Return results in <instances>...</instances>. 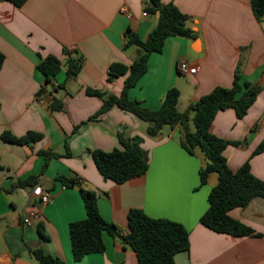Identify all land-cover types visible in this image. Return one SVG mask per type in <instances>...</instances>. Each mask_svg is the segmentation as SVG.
Listing matches in <instances>:
<instances>
[{
	"label": "crops",
	"instance_id": "1",
	"mask_svg": "<svg viewBox=\"0 0 264 264\" xmlns=\"http://www.w3.org/2000/svg\"><path fill=\"white\" fill-rule=\"evenodd\" d=\"M150 1L28 0L18 8L0 0V51L5 56L0 70V264H37L29 252L35 247L66 264H138L136 253L122 238L108 234H104V253L73 259L69 224L85 219L86 211L79 191L63 187L58 181L61 176H78L83 188L95 191L101 216L115 224L121 236L129 234L131 209L182 224L189 232L190 248L175 256L176 264H264V197L229 212L263 234L260 237L219 234L203 226L200 218L209 207L208 196L218 184V174L211 173L201 185L200 172L207 159L200 150L189 154L181 146L182 126H165L152 138L144 121L117 106L87 122L103 105V99L87 94V89L119 96L127 75L109 81L110 66L131 65L145 53L127 44L126 32L130 29L141 40L148 39L160 17L159 12L143 15ZM161 2L173 3L187 15V26L197 37L167 38L162 52L150 55L147 73L129 89L128 97L158 109L167 91L177 87L178 109L185 112L214 88H231L239 70L242 83L262 89L243 118L231 108L220 111L211 132L242 143L224 151L232 171L250 159L253 174L264 182V151L252 156L264 142V15L256 18L251 0ZM64 49L82 60L78 75L67 81L69 57ZM48 56L59 58L62 66L47 92L39 95L45 77L37 66ZM181 60L198 66L186 83L178 77ZM64 82V90L54 89ZM54 99L62 102L61 110L51 108ZM192 117L191 113L187 122L190 131ZM4 131L17 137L32 131L43 138L19 145L3 141ZM119 133L142 137L149 155L146 174L121 184L99 173L90 152L118 148ZM40 151L59 157L44 168ZM29 176H39L38 185L10 191ZM38 186L48 188L50 203L43 204L34 194ZM34 212L39 217L25 224ZM38 224L43 225L47 240L40 237Z\"/></svg>",
	"mask_w": 264,
	"mask_h": 264
},
{
	"label": "trees",
	"instance_id": "2",
	"mask_svg": "<svg viewBox=\"0 0 264 264\" xmlns=\"http://www.w3.org/2000/svg\"><path fill=\"white\" fill-rule=\"evenodd\" d=\"M16 7H22L28 0H4ZM252 9L256 18L264 15V0H251ZM151 14L160 13L156 28L143 41L130 29L126 32L127 44L137 45L145 53L131 65L113 63L110 66L108 80L127 75L124 88L119 96L109 95L87 89V94L96 95L103 99V105L98 112L91 116L87 122L96 120L100 115L108 112L112 107L132 113L147 123V135L158 136L165 126L175 128L182 126L181 146L189 153L194 154L200 150L207 159L206 166L200 172L201 185L207 182L211 173L218 174V184L210 191L208 196V209L201 216L200 223L219 234H228L235 237L254 236L253 229L233 219L229 212L235 208H244L256 197H264V182L257 178L251 169L250 159L237 171H232L228 165L224 151L229 145L239 146L241 142H229L221 139L211 132L212 124L220 111L231 108L239 119L243 118L249 108L254 104L261 87L250 83H242V74L235 72L231 88L216 87L210 93L202 96L197 102L191 104L185 112H180L178 103L180 91L172 87L169 89L158 109H150L142 102L131 100L128 91L136 86L139 80L148 71L149 57L152 53H160L169 37L196 39L197 35L188 26V16L183 14L173 3L164 4L161 0H151L145 7ZM68 55L66 81L78 75L82 68V60L71 57V52L64 49ZM5 56L0 51V70L4 64ZM62 62L55 56H48L38 64L39 71L45 77V84L41 87L39 95L47 92L52 79L60 72ZM66 82L56 86L55 90H64ZM53 110H61L63 104L54 99L51 105ZM193 130H189L187 122L190 114ZM78 130L75 127L74 132ZM43 136L36 132H28L25 136L17 137L10 131H4L1 139L5 142L19 145H29L42 140ZM119 147L110 152L102 150L90 151L99 173L105 178L124 183L132 178L146 174L149 167L148 152L142 147L143 138L140 136L126 137L118 134ZM264 151V142L255 150L252 156ZM44 156L45 164L52 158L59 157L52 151H40ZM39 176H29L13 184L10 191L16 188L35 187ZM58 181L63 187L73 189L79 187L86 218L69 224V233L72 245V257L80 261L89 254L104 253L106 244L104 234L112 237H121L122 242L128 245L137 255L138 264H176L175 256L190 248L189 232L177 222L167 219H156L146 215L142 210L131 209L128 213L129 234L121 236L115 224L105 220L98 209V194L93 190L82 187V180L59 177ZM38 233L43 240L48 236L42 224L37 226ZM29 252L37 264H66L65 261L45 254L40 247L29 248Z\"/></svg>",
	"mask_w": 264,
	"mask_h": 264
},
{
	"label": "built area",
	"instance_id": "3",
	"mask_svg": "<svg viewBox=\"0 0 264 264\" xmlns=\"http://www.w3.org/2000/svg\"><path fill=\"white\" fill-rule=\"evenodd\" d=\"M123 12H126L125 8H122ZM144 16L148 15V12H144L143 13ZM177 71L180 75L184 76V77H191L194 76L196 74V72L198 71V66L189 63L188 61L185 60H181L178 62L177 65ZM34 194L37 195L40 198V201L43 204H48L52 201V196L50 194V192L46 189H44L43 187H36L34 189ZM39 217V214L34 212L31 213L29 216H27L24 219V223L25 224H31L32 219H36Z\"/></svg>",
	"mask_w": 264,
	"mask_h": 264
},
{
	"label": "rangeland",
	"instance_id": "4",
	"mask_svg": "<svg viewBox=\"0 0 264 264\" xmlns=\"http://www.w3.org/2000/svg\"><path fill=\"white\" fill-rule=\"evenodd\" d=\"M178 77L180 78V80L183 82V83H186V77H182V75H178ZM175 88H177V87H175ZM178 89V88H177ZM179 90V89H178ZM181 107V106H180ZM146 122H144V124H145ZM147 124V123H146Z\"/></svg>",
	"mask_w": 264,
	"mask_h": 264
},
{
	"label": "water",
	"instance_id": "5",
	"mask_svg": "<svg viewBox=\"0 0 264 264\" xmlns=\"http://www.w3.org/2000/svg\"><path fill=\"white\" fill-rule=\"evenodd\" d=\"M46 189H48L47 187H45ZM75 190L79 191L80 188L79 187H74Z\"/></svg>",
	"mask_w": 264,
	"mask_h": 264
}]
</instances>
